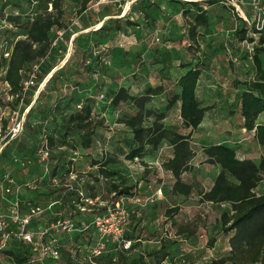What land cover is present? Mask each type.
<instances>
[{"label":"trees","instance_id":"1","mask_svg":"<svg viewBox=\"0 0 264 264\" xmlns=\"http://www.w3.org/2000/svg\"><path fill=\"white\" fill-rule=\"evenodd\" d=\"M66 1L68 0H0V70L6 67L4 79L8 84L6 91L0 93V108L9 110L8 117L2 116L0 119V134L4 135L8 132L11 126L12 113L19 110L22 115L29 108L33 93L37 92L43 82L45 83L39 92L37 103L25 114L23 131L3 148L0 153L1 160H4V154L16 148V145H18L19 151L25 150L24 144L26 142L19 139L28 127L42 135V139L35 150V156H37L36 159L38 158L44 163L38 151L45 137L50 150H53L58 142V137L55 136L57 128H52L48 120L51 115L54 117L53 123L59 121L57 134L61 138L77 135V148L81 149L93 147L95 138L101 136L99 133L106 127L104 118L93 116L94 104L99 91L102 89V81H97L95 74L101 75L109 69L120 71V68L124 67L123 61L125 59L126 62H130L123 53L120 54V48L123 46L115 47L104 44L107 43V40L115 37L118 32L126 33L127 28L138 27L139 21L132 20L129 12L124 17L110 18L99 29L76 35L80 30H84L95 23H93L95 19L92 17V9L89 7L96 0H77L79 5L74 16L67 10ZM153 1L155 0H135L131 7L139 17L141 16L143 20L149 23L148 26L157 24L162 17L157 4ZM174 1L173 4L176 3L177 7L180 6L185 17L191 15V20L187 18L186 21L189 27L188 37L190 40L188 50L193 51L195 57L189 62L181 64V68L186 69V71L176 80L177 90L168 98L167 108L178 106L183 128L188 129V132L166 126L164 111L146 108V103L149 102L150 98L163 91V85L148 87L141 96L130 93L128 87L111 85L106 90V95L104 94L105 97L107 96V104L117 112L124 108L123 103L127 101L137 107L134 114L120 116L115 121L124 124L132 133L129 141L125 140V136L123 137L129 147L128 158L156 155L160 151L164 157L165 143L172 146L173 156L164 158L163 167L173 176L172 191L176 196H189L193 192L195 186L185 181L183 175L191 169V162L199 152L202 154L205 163L219 168L211 186L205 190L202 189L200 194L202 201L223 206L219 222L222 237L228 240L230 251L227 255L220 258L216 257L206 264H264V193L257 191L264 180V156L258 160L251 157L240 158L237 149L232 145L205 143L194 139V132L200 127L210 110L208 105L202 103L198 92L203 74L202 61L193 62L197 58L196 52L200 47L198 28L210 27L209 9L219 3V0ZM238 1H242L243 6L249 5L248 0ZM44 3L47 5L44 10H41ZM249 7L251 11L247 12L246 15L250 20L252 17L250 13L252 12L254 15V10L250 5ZM261 15L264 18V0ZM238 16L236 24L241 25L235 26L233 36L223 41V45L228 47L229 43L234 46L237 41L240 43L251 42V58L255 72L253 76L245 80L240 78L234 80V86L239 89L236 106L238 112L235 114L237 113L240 121L238 128L251 133L254 140L264 146V122L258 123L257 121L264 112V23L261 28L260 26L254 28V32L259 33V37L256 39L248 36L250 29L247 25H251V20L247 21L240 14ZM60 32H62L63 39H60ZM170 43L168 38H163L160 45L170 47ZM184 43L186 42L184 41ZM103 45L105 47L100 48ZM70 47H72L73 52L71 51L72 53L61 65L69 54ZM7 52L10 53L9 57L5 56ZM117 52L120 55L114 59V54L117 56ZM74 54H77L75 60H73ZM108 57L111 62L109 64L107 63ZM35 66H37L36 70ZM34 71L36 72L35 82L28 87L23 95L25 83ZM45 78H47L46 81H44ZM73 78L76 79L75 85L85 94V98H75L70 90L61 92V89L65 88ZM55 115L58 116H56L57 119ZM150 118L153 120L146 125ZM16 142L18 143L16 144ZM62 143L75 147L67 140H63ZM27 150L31 149L28 148ZM51 160L52 151L49 165H51ZM111 162L110 158L92 160V164L99 166L98 172L104 177H111L114 180L110 184L113 193L110 201L106 205L89 211L77 209V214L82 216L89 214L93 218L97 215H103L109 207L114 208L116 203L123 198L125 204L130 203L129 200L134 201L133 205L127 208L129 222L131 219L135 220L136 216L148 215V205L156 200L150 201L149 199L147 202L145 200L154 193L150 192L144 195L140 193V180L133 184L131 179L122 174L120 170L110 168L108 164ZM56 171V168L50 169L47 177L57 175ZM90 176L95 181L99 180L92 174ZM47 177L39 176L37 180L33 181L32 183L35 184L33 189L36 190L44 182L46 183ZM83 185L84 187L88 186V182L85 181ZM80 187L77 185L76 188L72 185L69 190L76 192L81 198L80 191L84 193L85 188ZM52 188L56 190L55 187ZM30 203L34 204L32 200L22 203L24 211L27 210V205ZM168 213L171 215L178 214L179 210L177 208L170 209ZM47 217L49 222L57 221L56 216L51 218L50 215H47ZM63 217L67 216L64 215ZM42 218L41 216L34 219L30 227L33 229L38 224L43 223L44 219ZM90 224L91 222L87 231L91 233L92 241L88 242L87 248H91L95 236L94 229ZM63 234V238L59 237L58 239L57 235L53 237L61 241L65 247L67 245L73 246L76 251L85 253L79 257L84 256L82 260L88 261L86 258L88 257L87 248L81 247L82 239L80 240L76 233L73 234V231H67ZM91 235L89 236L91 237ZM213 243L214 239L211 238L208 246L213 248ZM168 247L169 245L163 244L159 250L150 252L149 256L155 261L160 260L167 255ZM62 253L63 257H61L65 264H79L81 261L80 259H71L67 250H63ZM33 255L32 245L16 237H12L5 247L0 249V256L6 262L4 264H29ZM142 259L143 257H137L129 264H146ZM42 264L48 263L42 262Z\"/></svg>","mask_w":264,"mask_h":264},{"label":"rangeland","instance_id":"2","mask_svg":"<svg viewBox=\"0 0 264 264\" xmlns=\"http://www.w3.org/2000/svg\"><path fill=\"white\" fill-rule=\"evenodd\" d=\"M153 2L157 4L162 17L157 24L154 23L152 26H148L149 23L143 20L141 16L137 17L138 14L134 10L131 9L129 11L130 18L139 21V27L127 28L124 37H122L124 40L120 43V47L121 44H123V47L120 48V54L123 53L125 58L130 62L126 65L125 70L127 71H125L124 74L130 79L129 83H131V86L129 91H132V94L137 96L144 94L148 87L163 85V91L158 95L152 96L149 102L146 103V108L155 111H164V123L166 126L182 132H188V129L183 128L182 119L178 117L179 111L177 105L172 108H167V102L170 95L177 90L176 80L186 71V69L181 68V64L189 62L195 57V53L188 50L190 40L188 37L189 27L186 21L187 18L191 20V15L185 17L180 6L170 11L169 7L175 2L174 0H155ZM234 3H236L235 0H219V3L209 9L211 20L210 27L206 29L204 27L198 28L200 47L198 48V53L196 52L197 58H195L193 62L202 61L201 67L203 69V74L200 82L201 87L199 88V95L202 103L208 105L210 110L207 112L208 117L203 122L202 127H199L196 132H194V139L205 143H213V141H219L222 136H225L231 141L232 145L239 146L238 152L240 156H251L258 160L264 156V149H262L263 155L261 156V149H259V146L255 145L251 138L248 137V134H245V129L241 131L240 128H238L240 121L237 113L235 114V112H238L236 106L239 89L234 86V80L236 78L245 80L253 76L255 72V66L251 58L252 43L249 41L244 43L237 41L234 46H231L229 42L228 47H224L223 45V41L232 37L235 32V26L238 25L235 24L236 20L239 18L238 14L242 15L244 12L246 18L249 20L246 15L247 12L251 11L249 5L246 4L243 6L242 4L241 10L243 12H238ZM65 4L70 14L74 16L77 12L79 2L77 0H68ZM46 5L47 4L44 3L41 10H44ZM250 14L252 16L250 19L252 23L251 25L247 23L250 29L248 36L258 39L259 33H255L254 28H259V26L261 28V22H258L259 19L255 17L252 12ZM177 15L178 18L176 17ZM157 37H159V41L156 39ZM93 38L95 39V36ZM163 38H168L171 41L170 47L160 45L161 39ZM184 41L186 43H184ZM71 50V48L70 51L68 50L69 54ZM120 54H118V52L117 56L114 54V59ZM75 59H77V54L73 55V60ZM114 74H118L116 70ZM75 82L76 79L73 78L70 83L66 85L65 92L70 90L73 92L72 94L75 98H85V94L77 88ZM1 84L2 82H0V86H2ZM132 85L134 86L133 90H131ZM2 93H4L3 90L1 91V94ZM105 93L106 91H104V94ZM98 102L102 108H105L107 105V96L103 99H96L93 109L95 114H97L96 106L99 104ZM123 104L124 108L118 112L108 106L112 119L109 123H106L105 128L108 129L106 130L103 128V132L105 133L107 131L111 135H119L122 138L125 136V140L129 141L132 136L130 130L126 126L115 124V121L120 116H130L134 114L137 107L129 101ZM2 112V116L8 117L9 110H4L2 107ZM152 120L153 119L150 118L146 122V125L150 124ZM99 134L102 135L103 133ZM125 140H122V148L124 147L129 151L128 143H126ZM113 147L115 148V146ZM166 153L167 151L165 149L163 151V159L168 158ZM158 155L159 153L156 154V156ZM192 161L191 169L183 175V178L187 182H192L195 186L193 192L189 196H176L168 190L166 192L167 194L163 192L164 195L160 200V207H158L159 204H156L157 201H159V196L155 202H151V206L148 205V210H146L149 215L152 212L151 209L153 210L154 208L153 213L158 216L160 215L159 223L157 221L152 226L154 231L165 230L159 228L164 224L161 216L166 207L171 209L177 208L179 212L187 213L188 220L183 223L181 220H179V223H176V218L173 216L175 213L172 214V219L168 220L171 221V223L168 222L164 225V227L167 228L165 231L169 236L170 242H172L175 247L177 246L178 248L179 244H186L187 241L188 247L193 248L192 251H194V255L190 260V264H206L205 260L210 261L216 257L220 258L221 256L227 255L230 251V245L228 240L222 237L223 235L221 234L219 216L223 206L221 207L211 202L202 201L200 194L202 189L205 190L211 186L218 173V168L205 163L202 155L196 156ZM151 170L153 173L151 184H156V181L153 182L157 180L154 176L156 175L155 171L153 169ZM43 172L44 175L42 176L47 177L50 170L48 173H45V171ZM143 179L146 181V177L142 175V172L134 170V177L131 179V182L135 184V182L138 183L139 180ZM33 180L34 179L19 183L21 185L19 190L21 191L24 189L26 192H29V190L36 191L32 186L28 185L29 181L33 182ZM8 182L9 180L5 174L0 175L2 193L13 192V189H10V191L7 190L6 185ZM257 191L259 193H264V180ZM32 194L34 193L32 192ZM133 203L134 201L130 200V203L125 204V207L129 208ZM154 203L156 204L155 207L152 205ZM185 228L187 230H184ZM58 229L62 231V233L65 232L63 229ZM182 230L183 234L187 232V235L181 234L183 240L180 242L177 236ZM184 236L187 237L184 238ZM211 238L214 239L213 248L208 246ZM0 259V264H4L2 256H0ZM46 263L54 264L55 261L47 260ZM83 263L89 264L90 262L88 263L86 260H81L79 264Z\"/></svg>","mask_w":264,"mask_h":264},{"label":"crops","instance_id":"3","mask_svg":"<svg viewBox=\"0 0 264 264\" xmlns=\"http://www.w3.org/2000/svg\"><path fill=\"white\" fill-rule=\"evenodd\" d=\"M134 1L135 0H104V1L96 0L95 3L91 4L89 7V9L90 8L92 9V14H93L92 17L93 19H95L93 20V23L94 22L95 23L93 25H90L84 30H80L78 33H76V35H79L80 33L88 32L91 29H99L103 25V23L109 20L110 18L124 17L129 13ZM174 9H177L176 3L170 5L169 7L170 11H173ZM137 17L139 16L137 15ZM176 17L178 18V15ZM122 37H124V32L120 31L117 33V35L114 38L112 37L110 40H107V43L104 45L115 46V47L118 45L120 46L121 41L124 40ZM104 45L100 46V48L101 47L104 48L105 47ZM107 59H108L107 63L108 64L111 63L110 58L108 57ZM125 60L123 61L124 67H121L120 71L116 69H109L106 73H103L101 75L95 74L96 80L99 82L102 81L101 83L102 89L99 91V93H104V91H106L111 85L125 86L130 88L131 86V83H129L130 79L128 76H125L124 74V72L127 71L125 70V68L126 65L128 64V62H126ZM115 70L118 73L117 75L114 74ZM5 73H6V67L1 68L0 82H2L1 84L2 86H0L1 87L0 93L2 90L5 92L7 89L8 84L4 79ZM44 86L45 83H43V85L37 90V92L33 93V95L31 96L29 109L37 103L39 92L43 89ZM133 87L134 86L132 85L131 90H133ZM200 87L201 86H199V88ZM61 90L62 93L66 91L65 88ZM199 91L200 90H198V92ZM130 92L132 93V91ZM108 106L109 105L107 104L105 108H102V106H100L99 103L96 106L97 114L93 112V116L97 118L99 117L104 118L106 123H109L112 117L109 112L110 106L109 107ZM2 113H3L2 109L0 108V119L2 117ZM56 116L57 115H55V117ZM178 117L181 119L180 111ZM207 117L208 114H206L203 122ZM53 119L54 117L53 115H51L48 120L50 121V125L52 126V128H57L55 131V136L58 137L57 140L58 142L57 145L53 147V150H51L52 160H51V165H49V168L50 169L56 168L57 175L47 177L46 178L47 182L46 183L44 182L38 189H36V191L29 190V192H26L24 189H22L21 191L19 190L21 188V185L19 183H23L31 179H34L33 181L37 180L39 176L44 175L43 171L45 169V164L42 163L38 158L36 159L37 156H35L36 153L35 150L38 144L40 143V140L42 139V135L32 131V129L27 127L23 132V134L21 135V138L19 139V140L23 139L24 142H26V144H24L25 150L23 149V151H19L17 149L18 145H16V148L4 154V158H5L4 160L0 159V175L5 174V176L9 180V182L6 185L7 190L10 191V189H13V192L2 193L1 192L2 188L0 185V211L2 212L9 211L11 204L15 202L20 201L21 203H25L26 201L32 200L34 204L38 203L42 205L43 208H45V212L42 215L43 217L42 219H44L43 224L50 226V224L56 222V220L49 222L47 220L49 219L47 215H50L51 218L56 216L57 220L59 219L62 220L64 218L72 220L76 226V229L73 231V234L76 233L80 237V240L82 239L81 247L86 249L88 246V242L92 241V235L89 231H87V228L93 216L89 214H87L86 216L78 215L77 209L83 210V208L87 207V205L83 202L82 198H80V196L77 195L76 192L69 190L70 187L69 188H62V187H68L66 186V184L64 185V182H69L71 186L74 185L77 188L78 185L83 188L84 182L87 181L88 186L84 187L85 189L83 188L84 193L86 194V196H90L96 200V205L92 207V209H96L99 206L108 204V202L110 201L109 199L113 196L110 184L114 182V180L111 177L106 178L100 172H98L99 166L92 164L93 159L110 158L112 162L109 163L108 166L110 168L120 170L122 174H124L126 177H129L130 179H133L134 177V170H136L137 172L138 171L142 172V175L146 177V181H144L143 179L140 180L139 182L140 193H142L143 195L150 192L155 193L159 188H162V193L165 192V194H167L166 192L168 190L173 193L172 190H173L174 180L172 174L168 172L165 168L163 170H160L156 166H149V163L153 162L155 158H157L158 156L147 155L142 158L140 157L141 161L139 163H135L133 162L132 158L127 157L128 151L126 150V148L124 147L122 148L123 138L120 137L119 135L116 136L111 135L107 131L104 133L103 130H101V133L104 134L95 138L93 147L88 149L77 148V135L68 136L67 138L66 137L61 138L57 134L58 133L57 131L59 129L58 126L59 121L57 123H53ZM257 121L258 123L264 122V112L259 116ZM115 124L124 126V124L122 123L115 122ZM202 124L200 125V128L202 127ZM0 129H1V124H0ZM240 130L242 131L243 129ZM245 134H248V137L251 138V140L255 143V145L259 146V149H261L260 155L262 156L263 155L262 149H264V146L258 144L256 140H254L251 133L246 132ZM63 140L69 141V143H72L75 147H72L69 144L64 145L62 143ZM17 143L18 142H16V144ZM213 143H225L228 145H232L231 141H229L225 136H222L221 140L219 141H213ZM113 146H115V148ZM234 147L237 149L238 152L239 146H234ZM28 148H30L31 150H27ZM164 148L167 151L166 153V155H168L167 157L168 158L172 157L173 156L172 146L169 145L168 143H165ZM199 155L202 154L199 152L196 156ZM238 156L240 158L251 157L245 155L240 156L239 152H238ZM151 169L155 171L156 175L154 176L155 178H157V180H154L153 182L156 181L157 182L156 184H151V180H153L152 179L153 173ZM91 174L94 175V177H98L99 180L95 181V179H93L90 176ZM52 187H55L56 190H54ZM143 188L144 190L142 191ZM32 192L34 194H32ZM163 195L164 193L160 196V198L158 199L159 201H157L156 203L159 204L158 207H160L161 205L160 200L162 199ZM156 204H152V205H154L155 207ZM170 209L171 208L168 207L165 208L164 213L161 216V218L163 219L162 222L164 224L159 229L166 230L167 228L164 227V225H166V223L168 222L171 223V221H168L169 219H172V215L168 213ZM151 211L152 212L149 215L136 216L135 220L131 219V221L129 222L130 224L126 227L123 233V236H121L120 238L114 237L111 240V242L108 244L104 254L100 258H96L95 263H89V264H123L125 262L129 264L131 261H133V259L137 257L138 258L143 257L142 260L146 264H190V260L194 255V251H192L193 248L188 247L187 241L186 244L185 243H183V245L179 244V247L177 248V246L175 247V245L172 244V242H170L169 236L165 230L154 231L152 226L157 221L159 223L160 215L158 216L153 213L154 208L153 210L151 209ZM64 215L67 217L62 218V216ZM173 216H175L176 218L175 219L176 223H179V220H181L182 223L184 221L187 222L188 220V215L187 213L185 214L184 212H179L178 214H175ZM50 229H51L50 236L52 235L53 237L57 235L58 239L59 237L62 238L64 237L62 236L64 235L63 234L64 232L62 233V231H60L58 228H50ZM185 230L187 229L185 228ZM66 234L69 235V233ZM181 234H183V230L180 231L177 236V238L179 237L180 242L181 240H183ZM67 235L65 236L67 237ZM89 235H91V237ZM183 235H187V232ZM186 237L187 236H184V238ZM125 242L131 244L129 248H127V246L125 247ZM60 243L62 245V252L63 250H67L71 259L73 258L75 260H79V259L82 260L84 258V256L81 258L79 256H82L85 253L82 252L80 253L78 251L77 253H74L73 251H76V249H73V246L70 247L67 245V247H65V245L62 244L61 241ZM163 244L169 245V247L167 248L168 251L167 255L161 258L160 260L157 261L153 260L149 256V253L152 252L153 250H159ZM77 245L79 244L77 243ZM62 257L59 259L60 264H65V261L63 260ZM3 262H5V260H3ZM205 262L207 263L208 260H205Z\"/></svg>","mask_w":264,"mask_h":264},{"label":"built area","instance_id":"4","mask_svg":"<svg viewBox=\"0 0 264 264\" xmlns=\"http://www.w3.org/2000/svg\"><path fill=\"white\" fill-rule=\"evenodd\" d=\"M237 1L238 0H235L236 3H234L236 10L238 12H243L241 10L242 1ZM248 3L252 10H254L255 17L259 19L258 22H261L262 25L264 23V18H262L261 15L263 10V0H248ZM242 16L248 21L244 12ZM59 36L60 39H63L62 32L59 33ZM156 39L159 41V37ZM121 46H123V44H121ZM9 55V52L5 53L6 57H9ZM68 56L69 55H67V57L63 60L61 65L66 61ZM36 69L37 66H35V70ZM35 78L36 72L34 71L25 83L23 95L27 91L28 87L34 84ZM46 80L47 78H45L44 81ZM104 97V93H101L97 96V99H103ZM28 109L29 108H27L22 113V115L20 114L19 110L12 113L10 119L11 126L8 132L4 135L0 134V153L11 140L17 138L23 131L25 114L27 113ZM38 153L41 160L45 164L44 171L47 173L50 169L48 162L50 159L51 150L46 141V137L44 142L41 144ZM140 161L141 158L139 156H135L133 158V162L135 163H139ZM164 161L165 160L162 157V151H160L158 157L153 162L149 163V166H156L160 170H163ZM65 184L66 186L72 188L69 182H64V185ZM28 185L32 186V188L35 186V184L32 182H29ZM80 195L83 202L87 205V207H84L83 210H91L92 207L96 205V200L94 198L86 196L82 191H80ZM161 195L162 188H159L151 197L147 198L145 202L149 201V199L150 201L156 200ZM124 204V199L122 198L116 203L114 208L109 207L106 213L103 215H97L92 219L90 226L94 229L95 236L93 239V245L86 251L88 256L86 258L90 263H95V258L104 254L108 244L114 237L120 238L122 236L125 227L129 223V211ZM27 207V210L23 211L22 203L15 202L11 204L9 211H0V249L5 247L7 242L12 237H16L25 243L31 244L34 249V255L32 256L31 262L29 264H42V262H46L47 260H54V264H60L59 259L62 256V245L56 237L50 236V228H60L70 232L76 229L75 223L70 219L64 218L62 220L59 219L56 222H53L50 224V226L40 223L35 229H32L30 226L33 220L41 217L45 212V208H43V206L40 204L31 203L28 204ZM130 245V243L125 242V247L127 246V248H129ZM73 252L77 253V251Z\"/></svg>","mask_w":264,"mask_h":264}]
</instances>
